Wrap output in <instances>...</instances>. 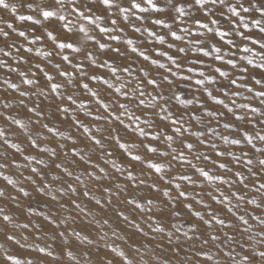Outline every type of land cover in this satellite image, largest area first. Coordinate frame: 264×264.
Here are the masks:
<instances>
[{
    "label": "snow or ice",
    "instance_id": "6c2138e0",
    "mask_svg": "<svg viewBox=\"0 0 264 264\" xmlns=\"http://www.w3.org/2000/svg\"><path fill=\"white\" fill-rule=\"evenodd\" d=\"M34 3L35 0L27 3L26 7L35 11ZM143 4L147 7L143 6L138 0H130L126 7H121L117 0H89L88 3H85V0H48L47 3L36 5L40 9L39 15L42 20H54L58 27H53L51 31L45 29L43 36L37 35L32 39L28 38L25 31H19L18 37H23L30 45L24 49L27 53L33 52V46H36L38 41L50 40L53 45L50 50L36 47L35 53L36 56L46 60L55 71L45 70L40 62L22 70V66L28 65L29 60L22 55L13 57L11 51L15 49L17 53H20L22 45L18 46L16 42H12L6 44L5 47H0V54L5 57L0 59V70L4 71L6 77L11 76L13 73L17 74L20 83L27 85L28 89L21 90L20 83L12 82L8 78H5L2 83L8 89L19 93L17 110L24 111L26 109L27 113L35 115V119L31 120V124H29L22 119L15 118L8 111L13 108V105L7 100L2 102L5 111H0V118H3L5 123L11 122L12 125H16L26 136L30 148L38 150L42 156L46 155L51 161V165L45 159H38L36 155H24L25 149L19 143L10 141L8 133L2 127H0V141H3V144L11 149H15L16 153L23 155L24 161L29 163L35 161L37 166L31 167L32 175L26 176L25 180L30 181L32 185H37V179H33V176L37 177L40 184L35 187V191L42 195L51 196L53 202L57 201V195L52 192V182L60 180L61 177L60 175H53L52 182H50L46 180L44 170L52 167L54 172L60 170L71 177L73 172L70 171L69 166H66L65 161L71 156L72 162L76 163L75 158L78 157V163L83 168L79 175H75L74 179L77 186L68 184L67 190L61 187L58 190L59 192L65 194L70 192L73 196L82 194L90 201L94 200L95 205L102 210L105 204L112 205L113 197L124 190V184L114 183V187L118 191L113 192L112 182L114 178L119 180L122 177L132 188L147 189L168 198L166 201H162L164 207L156 206L155 211L153 207L154 198H146V202H140L137 195H132L124 201L125 205L131 206L132 212L144 213L146 221L156 220V227H152L151 223L148 224V227L154 233L165 232V227L159 218L169 214L172 217H179L181 215V205L183 209L191 213L192 217L198 218L209 229H213L215 226L232 228L234 225L231 222L226 223L225 219L216 214L212 204L205 202L203 192L197 193L201 196V199L197 200L193 196L195 188L198 187L203 190L206 183L215 184L214 191L218 194L208 191L206 193L207 197L216 205H224L225 210L232 213L233 218L244 226L242 229L244 233L250 232L252 225L249 224V220L245 218V215L233 211V208L239 209L241 207L239 202L245 201V195L241 191H232L228 195L221 188L225 185L232 188L237 182L243 185V189L249 188V184L245 182L247 177L240 171L233 173V168L229 167L227 158H230L233 165L247 167L248 173L259 179L257 172L253 171L251 167L254 164V159L249 155V151H244L243 148L246 143L251 146L250 151L264 154V147H257L254 143V140L264 142V135L257 132L253 136L247 128L242 132L239 128H235L233 133L230 134L234 138H230V135H218V128L220 119L230 114V117L223 124L224 129L231 128L233 122H244L255 129L256 124L253 122L255 114L259 112L260 115L264 116V112H260L258 107H253L249 103L238 104L234 99L230 101L232 106L225 103V99L220 97L227 98L230 95H241L239 91L230 93L229 89L232 86L240 89L247 87V85L239 84L237 78L229 79V72L222 70L221 66L212 69V63L221 61L224 65H230L233 69L237 67L234 59H226V57L236 55L235 52L231 51V48H239L236 41L231 38L233 34L245 42L242 49L245 53L252 51L247 46L248 41H251L253 45L259 44L260 48L264 49V43H261L259 39H253L251 35L246 34L244 31L247 29L249 33L251 32L249 23L246 22V14L255 9L264 18V4L257 6L252 0H248L247 6L245 0H234V2L233 0H167V4L163 7L157 3V0H143ZM21 6L25 5L21 4ZM0 8L10 9L13 13L17 11V7L15 5L10 6L7 0H0ZM96 8H99L102 14L97 15L94 11ZM114 8L123 14L124 21H128L130 14H134L133 10L146 13L150 8L156 13H164L169 8L171 9L170 17L172 21H179L182 25L178 29L172 30V24L167 23L164 19L156 18L151 21L153 25L162 26L169 30L167 35L171 37L173 42L167 43L168 50L153 49L157 57L167 58V64L159 63L147 51L141 50L134 39H127L125 41L126 47L122 50L121 47H110L107 43H101L95 35L91 34V31L95 29H98L100 33L107 34L117 30L115 27H101L99 23L104 19L105 14L109 17L114 16L115 13L112 11ZM193 8L196 9V12L201 13V16L197 17L195 12L192 11ZM135 19L142 21L144 17L136 15ZM189 19L192 24L191 28L187 26ZM19 20L30 21L33 20V16L20 15ZM35 23L43 26L42 21L39 19ZM110 23L112 26H116L117 19H111ZM224 24L227 27H223ZM251 24L252 27L258 28L261 33H264V26H262L264 25V19H253ZM8 28H13L12 24H8ZM13 30L15 31V29ZM123 30V28L119 29L120 32H123ZM133 30L137 33L141 32L139 26L133 25ZM144 31L147 32L149 37H154L159 45L166 43L164 35H157L155 31L147 28ZM0 36L7 40L9 32L0 30ZM187 37H192V39H187ZM108 38L113 41L120 40L119 35H109ZM176 42L184 43L182 46H178ZM193 45L195 47H191ZM225 46H231L229 51H224ZM95 47H98L99 50L110 49L111 55L108 59L98 62V58L91 50ZM5 48L8 50H5ZM128 49H130V53ZM67 50L83 55L80 59L70 58L69 55L64 54ZM130 54L135 55L137 59L142 58L144 62L151 61L152 65L158 64V68L164 70V73L159 76H152L143 67L137 72L132 67L136 61L129 60ZM197 54H201L204 59ZM55 56H60L61 62L54 63ZM9 57L14 63H9L7 59ZM117 58L121 63H116ZM207 58H212V63H208ZM241 59H247L249 65L264 70V63L254 64L253 60L247 57H241ZM262 59H264V54H262ZM63 65L70 66V70ZM197 65H203L205 70L196 72ZM104 69L107 71L102 72L101 70ZM208 69H212L219 77L228 80L227 84H220L216 87L215 91L219 95L214 94L206 86V84H217L215 75L206 74ZM240 71L241 75L238 79H247L243 73H247L248 68L244 67ZM193 73H196L199 77L194 81L197 91L202 88L208 100L214 102L216 106H222V108H210L207 106L206 101H201L198 96H194L192 100H181L180 96L173 94L172 98L179 101V103L196 104L198 109L188 113L176 114L169 109L168 97L165 94L156 92L153 95L156 89L162 87V82H166L168 86L173 85L176 80L191 82ZM122 74H126V76ZM252 79L256 85H261L264 89V76H261V78L253 76ZM90 85H94V87ZM70 89H79L80 91L72 92ZM247 91L253 93L254 97L260 99V104L264 105V90L254 91L253 87H247ZM81 94L88 95V102L81 100L78 103ZM33 97L37 99L51 97L54 102L51 106V117L63 116L64 120L70 118L73 127L80 132V136L74 137L69 133L59 131L55 125L50 126V121L45 122V112L41 108V104L37 103V100H34ZM148 97L150 99H146ZM243 99L250 100L252 97L245 96ZM29 100L32 102L31 107L28 105ZM93 101L96 104L95 108L90 106ZM160 101H163V103H160ZM73 106H75L77 113H82L85 117L90 118L91 122L86 124L79 118V115H73ZM237 110H244L245 114H240ZM200 112H203V116L199 114ZM248 112L253 115L248 116ZM205 118H208L207 124H205ZM213 122L215 123L213 124ZM197 124L201 127L194 131L193 127ZM37 126L41 131L33 134V130ZM205 128L207 129V135ZM44 130L47 134L44 133ZM237 132L240 134L236 135ZM56 135L62 137L64 142L57 143L56 147H50L44 143L49 139V136L54 137ZM186 136L187 138H185ZM213 136H218V139L225 145L240 146V153L237 154L229 149L222 150L219 144L211 139ZM81 137L84 139H81ZM68 141L71 142L72 147L64 150ZM81 143L90 150L91 154H82L83 149L78 150ZM198 146L201 148L199 151H197ZM58 149L61 151H58ZM117 151L121 153L124 159L116 156ZM213 154L216 158H225V162H218L217 159L213 158ZM61 155L64 159H61ZM125 160L127 163H125ZM194 160L204 161V166H198V164L193 163ZM100 161H103L105 166L110 165V169L114 170V175L111 171H106L105 167H101ZM12 163L17 168L24 166L16 163V161H12ZM255 163L258 164L261 170H264V158L257 157ZM209 164L212 169L223 170L224 173H233V178L230 179L226 175L206 170ZM6 167H8L7 164H0V168ZM177 168L185 169V171L176 172ZM188 170H191V174ZM85 174L89 183L82 179ZM196 174L200 178L199 181L193 179ZM0 177H3L7 185L16 189V195H13L6 187H0V198H3V200L16 201L20 194L25 197L31 196V192L26 191L24 187H17V181L11 179L8 175L0 172ZM91 182H96L102 188L105 194L103 203L101 199L93 195V189L89 186ZM105 182H108L109 186H104ZM164 185L168 187L161 191ZM185 185H194L193 191H187ZM78 187L83 189L82 193L78 192ZM172 190L175 191V196H172ZM261 190H264V182L259 183L258 187L253 186V191L261 192ZM233 198L237 201L235 205L232 204ZM190 200L195 204L203 205L208 219H205L202 211L194 210L193 202L184 203ZM246 202L255 204L257 208L260 207L255 199ZM69 205H74L81 212L86 211L75 199H69L68 203H59L61 209H66ZM29 211H31V208ZM117 215L123 221L128 222L131 227L143 232L141 225L135 219L129 220V215H126L124 211H117ZM254 219L264 225V219L258 216ZM50 223L54 224L56 228H60V224L56 223L54 218L50 220ZM108 223V219H104L102 224L99 220L96 221V224L101 228ZM0 224H3L5 228L11 226L12 229H29V223H18L13 215L5 213L4 208H0ZM34 227L39 231L40 225L37 224ZM176 231L179 232L180 229L176 228ZM189 232L193 235H189ZM196 232L197 228L192 227L183 232V236L188 240H192L194 237L197 240L201 239L200 236L195 235ZM45 235L47 234L45 233ZM72 235L77 239L86 241L88 244L93 243L88 235L81 237L79 231L73 230ZM113 235H116V233L114 232ZM144 235L147 236L148 234L144 233ZM223 235L227 238V241L235 242L234 236L228 235L227 232ZM260 235L264 236V230L260 232ZM59 236L64 237L65 232H60ZM173 236L172 231L167 232L169 244L172 243ZM36 238L41 239L42 237L37 236ZM6 239L15 241L17 244L20 243L14 231L7 234ZM23 239L27 240L28 237L25 236ZM220 239V235L210 232L202 243L207 245L210 241L215 242ZM177 240H179V237H177ZM65 242L67 243V240ZM0 247H3V245H0ZM21 247H24V245H21ZM61 251L65 253V250L62 249ZM111 251L117 253L115 247L111 248ZM179 251L180 248H177L176 252L179 253ZM38 253H43L53 260L58 259L53 251L49 250L48 246L38 247ZM65 254L73 260L76 259L71 249H68ZM198 254L205 255L209 261L212 260V256L207 255V253ZM118 255L122 258V264H133V261L129 259L125 252L119 251ZM224 256L229 257L232 264H257V258L259 264H264V250L257 251L255 248L251 253L242 255L239 260L234 255V249L225 252ZM6 259L11 264H33L31 260L25 261L9 254H6Z\"/></svg>",
    "mask_w": 264,
    "mask_h": 264
},
{
    "label": "rangeland",
    "instance_id": "374dc122",
    "mask_svg": "<svg viewBox=\"0 0 264 264\" xmlns=\"http://www.w3.org/2000/svg\"><path fill=\"white\" fill-rule=\"evenodd\" d=\"M10 6L15 5L17 7V11L15 13L11 12L10 9L0 8V30L9 32V37L7 40H4L2 36H0V47H5L6 44L16 42L18 46H21L20 53H17L15 49H12V56L17 57L22 55L25 59L29 60L28 65H23L22 70L27 69L32 64L40 62L42 67H45V70L54 72L51 65L48 64L46 60H43L41 57L36 56L35 48L40 47L44 50H50L53 45L50 40L38 41L36 46H33V52L27 53L24 51L25 48L30 45L24 40L23 37H18L19 31H25L28 35L29 39H32L34 36H43L45 29L51 31L53 27H58L54 20L43 21L42 17L39 15V7L36 5H42V3H47L48 0H35L34 8L35 11L26 7L27 3L33 2V0H7ZM89 0H85V3H88ZM234 2V0H233ZM248 0H245L247 6ZM253 3H256L257 6L260 4H264V0H252ZM117 3L121 7H126L130 3V0H117ZM157 3L163 7L167 4V0H157ZM21 4L25 6H21ZM142 5L147 7V5ZM97 15L102 14L99 8L94 9ZM115 15L109 17L108 15H104V19H102L99 23L101 27H115L117 30L111 34L100 33L98 29L91 31L92 35L96 36V39L101 43H107L110 47H121L122 50L125 49V41L127 39H134L137 42V45L141 48V50L147 51L153 59H157L159 63L167 64L166 57H157L154 48H159L161 50H168L167 43L173 42L171 37L167 35L168 29H165L162 26H156L151 23L153 19L160 18L164 19L167 23L172 24V30H176L182 25L179 21L173 22L170 13L171 9L164 13H156L149 8V11L146 13H139L138 10H133L134 14H130V18L128 21L123 20V14L119 13L115 8L112 10ZM195 12L196 16H201V13L196 12V9H192ZM20 15H32L33 20L30 21H21L19 20ZM136 15H141L144 17L142 21H137L135 19ZM117 19V25L112 26L110 23L111 19ZM39 19L42 21L43 26L41 24L35 23V21ZM253 19H264L260 16V13L255 9L252 10L251 13L246 14V22L249 23V27L251 28V32L249 33L247 29L244 31L246 34L251 35L253 39H259L261 43H264V33H261L258 28L252 27L251 21ZM86 23V22H85ZM8 24H12L13 28H8ZM133 25L139 26L141 28V32L137 33L133 30ZM87 26V25H86ZM187 26L189 28L192 27L191 20L189 19L187 22ZM223 27H227L226 24L222 25ZM264 26V25H262ZM123 28V32H120L119 29ZM147 28L151 31H155L157 35H164L166 38V43L164 45H159L158 41L155 40L154 37H149L147 32L144 29ZM15 29V31L13 30ZM55 34V33H54ZM109 35H119V41L110 40ZM210 35V34H208ZM63 38V37H61ZM236 41L239 45V48H231V46H225L224 51H229L231 48L232 52H235L236 55L234 57H226L234 59L237 67L233 69L230 65H224L221 61H215L212 63V58H207L208 63H212V69L217 66H221L222 70L229 72V79L237 78V82L239 84L247 85V87H253L254 91H261V85H256L252 79L253 76L256 78H261L264 76V70L257 69L253 67V65H249L247 63V59H241V57H247L248 59H252L254 64L264 63V59H262V54H264V49H261L259 44L253 45L251 41L247 42V46L252 49L251 52L245 53L243 52V47L245 46V42L235 36L231 37ZM187 39H192V37H187ZM178 46H182L184 42H176ZM195 47V45L191 46ZM5 50H8L5 48ZM94 55L98 58V62H102L108 59L110 53L109 50H99L98 47L91 49ZM130 53V49H128ZM174 51V50H173ZM64 54L70 56V58L80 59L82 57L81 54L72 53L71 50H67ZM200 55L202 59L201 54ZM2 54H0V59H3ZM9 63H14L11 57L7 58ZM129 60L136 61L132 67H134L137 72L139 69L143 67L145 70L149 71L152 76H159L164 73V70L158 68L157 65H152L151 61L144 62L142 58L137 59L135 55L130 54ZM54 63L61 62L60 56H55L53 59ZM116 63L119 64L121 61L117 58ZM127 63V62H125ZM64 67H68L70 70V66L63 65ZM247 67L248 72L243 73L247 79L241 80L238 77L241 75V69ZM212 69H208L206 74L215 75L217 84L216 85H207L216 93L215 89L220 84H227L228 80L219 77L218 74H215ZM201 70H205L203 65L196 66V72ZM102 72H106L107 70H101ZM39 75V74H38ZM125 75L126 74H122ZM8 78L12 82L20 83V78L17 74L13 73L11 76L6 77L3 70H0V111H5L3 109V103L5 100L10 102L13 105V108L9 109L15 118L22 119L25 122L31 124V120L35 119L34 114L27 113L26 109L24 111H18L17 106L19 104V93L14 92L11 89H8L3 85L2 81ZM198 75L196 73L192 74L191 82H184L180 80H176L173 85L168 86L166 82H162V87L156 89L153 92V95L156 92H161L168 97V107L171 111L176 114L180 113H188L193 110H198L196 104H181L179 101L173 99V94L180 96L181 100H192L194 96L200 97L201 101H206L207 106L210 108L220 107L216 106L214 102L208 100L206 93L203 92L201 88L200 91H197V87L194 84V81L198 79ZM59 79V77H58ZM93 86L94 85H90ZM247 87H243L237 89L235 86H232L229 89V92L239 91L241 93L240 96H229L227 98L220 97L225 99V103H228L229 106H232L230 101L236 100L239 103H249L253 107H258L260 112H264V105L260 104V99L254 97L253 93H249L247 91ZM21 90L28 89L27 85L20 83ZM34 91V89H33ZM63 91V90H62ZM72 92H78L79 89H70ZM151 91V89H149ZM249 96L252 97L250 100H244L243 97ZM34 100H37V103L41 104V108L45 112V122L50 121V126L55 125L59 131H64L73 135L74 137L80 136V132H78L72 124L71 119L64 120L63 116H58L55 118L51 117V106L53 105V100L51 97L45 99L40 97L37 99L33 97ZM150 99V97L146 98ZM27 100V98H26ZM83 100L88 102L89 97L86 94H81L78 99V103ZM163 103V101H160ZM29 107L32 106V102L28 101ZM92 108L96 107L95 102L93 101L90 105ZM73 115H79V118L86 124L90 123V118L85 117L82 113H77L75 111V106H73ZM240 114H245L244 110H237ZM203 116V112L199 113ZM248 116H252L253 114L248 112ZM230 117V114H227L226 117H222L220 119L218 135H230L233 133V129L239 128L242 132L245 128L248 129L250 134L255 136V133L259 132L264 135V116L260 115L259 112L255 114L253 122L256 124L255 129L252 128L250 124H245L244 122H233V126L229 129H224L223 124ZM187 119V116L185 117ZM208 118H205V124H207ZM215 122H213L214 124ZM0 127L4 128L8 133V139L14 143H19L22 148L25 149L24 155L32 154L36 155L38 159H45L51 165V161L48 157L42 156L39 154L38 150L31 149L27 143V138L24 134L17 128L16 125H12L11 122L5 123L3 118H0ZM201 125H194L193 130L195 131L197 128H200ZM41 131L37 126L33 130V134L35 132ZM205 132L207 135V129L205 128ZM46 133V130H44ZM240 133L237 132L236 135ZM127 139V137H125ZM187 138V136L185 137ZM230 138H234V136L230 135ZM81 139H84L81 137ZM195 139V138H193ZM211 139L218 143L220 148L229 149L235 151L237 154L240 153V146H232L225 145L219 139L218 136H213ZM63 138L59 135L49 136L47 141L44 143L48 144L50 147H56L57 143H63ZM257 147H264V142L259 140H254ZM72 144L70 141L67 142L66 148H71ZM251 146L244 144V151H249V155L254 159V164L251 166L253 171L257 172L259 179L257 177L251 176L247 167L240 165H233L230 162V158H227L229 163V167L233 168V173L236 171H240L246 179V183L249 184L248 189H243V185L238 182L232 186V188H228V186H222L221 190L226 194L230 195L232 191H241L245 195V201H240L241 207L239 209L233 208L234 212H238L239 214L245 215V218L249 220V224L252 225V230L250 232L244 233L242 231L243 225L235 220L232 216V213H228L225 210L224 205H216L213 201L207 197L206 193L208 191H213V194H218L214 191L215 184H205L203 190L200 188H195L193 191L194 185H185L187 191H193V196L195 198L201 199L200 195L197 193H204V200L206 203L212 204V208L216 211V214L226 220V223L231 222L234 227L225 228L221 226H215L213 229H209L207 225H204L203 222L199 221L198 218H194L191 216V213L187 210L183 209L181 205V215L179 217H172L170 214L159 218L161 219L162 225L165 227V232L163 233H154L148 227V224L151 223L152 227H156V220L146 221L144 219V213L142 212H132L131 206L125 205V199L131 197L132 195H137L140 199V202H146V198H154V211L155 207H164L162 201H166L167 197H162L160 193H155L154 191H149L147 189H135L132 188L128 183L121 177L119 180H113V192H117L118 190L114 187V183H121L125 185L123 191L120 192L119 195L113 197L112 205L105 204V207L101 210L99 206L95 205V201H90L88 198L84 197L82 194H78L73 196L70 192L61 193L58 190L61 187H64L67 190L68 184H73V186H77L75 182V175H79L82 171L83 166L78 163L79 158L76 157V163L72 162L71 156L65 161L66 166H69L70 171L73 172V176L69 177L65 173L60 170H56L55 172L50 167L47 170H44L46 174V180L52 182L53 175H60V180L52 182V192L57 195V201L53 202L51 200V196L42 195L35 191V187L40 184V181L37 177L33 176V179H37V185H32L30 181L25 180L26 176L32 175L31 167L37 166L35 161L26 162L23 160V155L16 153L15 149H11L10 147L3 144V141H0V164H7L8 167L0 168V172H3L4 175H8L11 179L17 181V187H24L26 191L31 192V196L25 197L20 194L16 201H5L3 198H0V208H4L6 214L13 215L14 219L18 223H29V229L25 230L22 228L12 229L11 226L5 228L3 224H0V264H11V262L7 261L6 254L13 255L22 260H31L33 264H122V258L119 257L118 252L123 251L125 254L133 261V264H232L231 259L229 257L224 256V253L229 251L230 249H234V255H236V259L239 260L242 255L249 254L252 252L253 248L257 251L264 250V236L260 235V232L264 230V225H261L258 220L254 219L255 217H260L264 219V190L261 192L253 191V186H257L261 182H264V170H261L258 164L255 163L257 157L264 158V154L254 153V151H250ZM83 149L82 154H91L88 148L84 147V144L81 143L79 145L78 150ZM201 150L200 146L197 147V151ZM58 151H61L58 149ZM116 156L124 159L119 151L116 152ZM213 158L217 159L218 162H225V158H216L213 154ZM61 159L64 157L61 155ZM12 161H16V163L24 165L23 167L17 168ZM101 167H105L106 171H111L114 175V170L110 169V165L105 166L103 161H100ZM125 163L127 161L125 160ZM193 163L198 164V166H204V161H193ZM42 167V166H41ZM206 170L215 171L217 174L226 175L228 178H233V173H224L223 170L212 169V166L209 164ZM147 171V169H145ZM185 171V169L177 168L176 172ZM189 174H191V170H188ZM175 174V173H174ZM82 179L85 180L86 183H89L86 174L82 176ZM194 180L199 181L200 178L198 174L193 177ZM218 183V182H217ZM89 186L93 189V195L97 198L101 199L102 203L105 200V194L102 191V188L96 182H91ZM104 186H109L108 182L104 183ZM0 187H6L8 191H11L13 195H16V189L12 188V186L7 185V182L3 180V177H0ZM168 187L167 185L162 186L161 191L164 188ZM83 189L78 187V192L82 193ZM172 196H175L176 193L174 190L171 192ZM69 199H75L77 202L81 204V207L86 211L81 212L79 209H76L74 205H69L66 209H61L59 207V203H68ZM255 199L257 203L260 204V207L257 208L255 204H248L247 200ZM193 202V201H185L184 203ZM237 201L235 198L232 199V204L235 205ZM19 205V207H17ZM194 210L202 211L205 216V219H208L207 212L204 211L202 204H195L193 202ZM31 208V211L29 209ZM117 211H124L126 215H129V220L135 219L137 223L141 225L143 228V232L138 231L137 229L131 227L128 222L123 221L122 218L118 217ZM55 219L56 223L60 224V228H56L54 224L50 223L51 219ZM104 219H108L109 223L107 225H103V227H99L96 224V221L99 220L101 224ZM40 225L39 231L34 227L35 225ZM175 225V227H173ZM196 227L197 232L196 236H200L201 239L197 240L195 237L192 240H188L183 236V232L188 231L190 228ZM176 228H179L180 231L177 232ZM76 230L81 232V237L88 235L89 239L93 240L92 244H88L86 241H82V239H77L72 235V231ZM15 232L16 238L20 241L19 244L15 243V241H9L6 239L7 234H11ZM172 231L174 236L172 237V243L169 244L167 232ZM60 232H65V236H59ZM116 235H113V233ZM213 233L221 236V239L215 242H209L207 245L203 244L202 241L207 237L208 233ZM225 232L230 236L235 237V242L227 241V238L223 235ZM45 233L47 235H45ZM107 233V235H105ZM144 233L148 235L145 236ZM189 235H193L189 232ZM27 236L28 239L25 240L23 237ZM40 236L41 239H37L36 237ZM103 237V238H102ZM153 237H155L153 239ZM179 237V240H177ZM67 240V243L65 242ZM24 245V247H21ZM48 246L49 250L53 251L54 255L58 257V259L53 260L52 258L46 257L43 253H38V247ZM115 247L117 249V253H113L111 248ZM180 248L179 253L176 252V249ZM65 250V253L68 249H71L74 252L76 257L75 260L68 257L65 253H62L61 250ZM198 253H207V255L212 256V260H207V257ZM257 264L258 258H257Z\"/></svg>",
    "mask_w": 264,
    "mask_h": 264
},
{
    "label": "built area",
    "instance_id": "2783aa9c",
    "mask_svg": "<svg viewBox=\"0 0 264 264\" xmlns=\"http://www.w3.org/2000/svg\"><path fill=\"white\" fill-rule=\"evenodd\" d=\"M138 2H141L142 3V0H138Z\"/></svg>",
    "mask_w": 264,
    "mask_h": 264
}]
</instances>
